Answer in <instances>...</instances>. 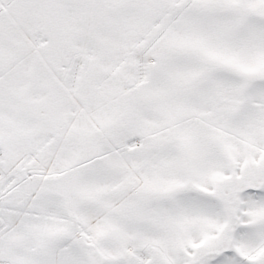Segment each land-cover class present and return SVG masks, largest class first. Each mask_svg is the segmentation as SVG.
Instances as JSON below:
<instances>
[{"label": "snow or ice", "instance_id": "snow-or-ice-1", "mask_svg": "<svg viewBox=\"0 0 264 264\" xmlns=\"http://www.w3.org/2000/svg\"><path fill=\"white\" fill-rule=\"evenodd\" d=\"M0 264H264V0H0Z\"/></svg>", "mask_w": 264, "mask_h": 264}]
</instances>
